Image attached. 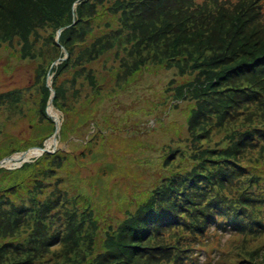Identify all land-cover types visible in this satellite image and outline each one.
Returning a JSON list of instances; mask_svg holds the SVG:
<instances>
[{"label":"trees","instance_id":"trees-1","mask_svg":"<svg viewBox=\"0 0 264 264\" xmlns=\"http://www.w3.org/2000/svg\"><path fill=\"white\" fill-rule=\"evenodd\" d=\"M63 49L68 57L61 61ZM111 54L118 65L106 78L100 67ZM17 65L34 81L0 93V131L20 120L30 98L39 148L55 132L45 112L51 65L64 142L79 128L85 136L91 110L143 68H169L184 81L137 96V107L117 109V101L92 135L70 140L77 153L58 149L0 169V264H197L201 251L204 264H253L250 258L264 255L255 250L264 243V0H0V66L11 75ZM179 101L189 114L185 143L173 151L160 147L159 184L148 195L123 197L117 215L100 204L108 198L103 187L89 204L96 211L77 204L91 196L87 188L70 194L60 187L76 163L94 156L96 138L114 129L120 110L141 125ZM80 102L86 113L76 115ZM13 140H0V159ZM28 142L20 148L34 145ZM172 153L179 159L170 162ZM151 164L144 162V176ZM224 233L231 235L221 245Z\"/></svg>","mask_w":264,"mask_h":264},{"label":"rangeland","instance_id":"rangeland-1","mask_svg":"<svg viewBox=\"0 0 264 264\" xmlns=\"http://www.w3.org/2000/svg\"><path fill=\"white\" fill-rule=\"evenodd\" d=\"M64 51L66 50L63 49V53ZM57 62L58 61H56V64ZM56 64L54 63V65ZM105 64L103 67H100L101 75L103 74L104 77L109 78L112 75L114 67L118 65L117 56L111 54V61L108 64ZM51 67L52 65L50 68ZM50 68L47 72L46 83L47 78H49L48 82L52 87V75L49 74ZM141 71L143 73L139 77L135 76L134 78H131V76L126 78L125 81L121 83L120 87L116 89L114 98L105 101L103 107L100 105V108H97L98 110L96 107L91 110L90 113H92L94 117V121L92 122L101 123L103 117L110 112L117 101H120L119 106H116L117 109L124 106H126V109H128V106L137 107V105H140L137 102V96L143 94L144 97H147L153 90L165 88V84L167 83H172V81H174L175 83H173V85L176 86L181 85L184 81L182 77L175 75V72L169 71V68L160 67L158 65H149ZM129 79L130 81L128 82ZM33 81L34 77L31 76L30 71L26 70V68L17 65L12 74L7 75L0 66V93H5L14 88L22 90L24 88L27 89L32 85ZM163 92H165L164 89ZM28 95H35V93L26 94L25 96ZM49 100L45 108L47 116L49 117V115H53V113L49 111V108L52 107L57 113L55 116H57L60 121L57 143L55 146L56 150L61 149L70 154L77 153L78 147H70V140L81 143L79 138L84 136L83 129L79 128V133L77 132V135L69 134L70 139L67 142H64V140L60 141L61 126L65 118L62 112L54 108L52 102L50 104ZM82 103L86 102L84 101ZM35 104L36 103H34L33 100L28 98L24 103V113H22L20 120L18 119L16 122L11 121L10 123L6 122L7 124L3 125L4 127L3 130L0 131V134L2 133L3 135L6 132L8 135L6 138L3 137L0 140L6 141L14 138L13 142H17V144L13 146L14 148L10 150L7 156L0 159V169L15 170L25 163L35 162L40 156H42L43 153L37 149L39 147L37 146L38 142L34 140V124L30 121L29 117L31 111L29 112L28 108H34ZM175 105L176 107L174 109H167V107L164 106L160 112H157L158 117L155 118V116H150L146 121L141 122V125L134 119L135 115H129L131 117L126 118L124 117L125 111L120 110V112L116 114L118 118L111 122L114 125V129L111 127V129L109 128L104 131V136H101L102 139H100L99 136L96 138L97 140L93 149L94 156L87 158L86 160L83 158L81 162L76 163L71 168V171H68V176L65 175L63 177L64 181L60 184V187L66 189L70 194L79 193L82 189L87 188L85 190L91 196H89V199L86 201H77V204L82 208L87 207L91 210L95 207H93V205H91V207L89 204H95L93 198L95 197V200L97 201L98 196H100L99 192H101L100 187H103L106 191V197L108 196V198H104L100 203L102 206H106L103 207V209H106L108 213L120 215L116 207L122 200H124V198L130 199L131 197L138 196L140 193H142L143 196L148 195L147 193L154 188L156 183L159 184V179L157 177L162 163L157 160V157L160 156L159 154L162 155L160 147L170 144L171 151H173L179 149L185 143V124L189 115L186 111L187 102L179 101L175 103ZM153 106L154 104L151 105L152 109ZM76 110L77 111L74 113L76 115L78 112L82 111L86 113V106L82 105L80 102L77 104ZM50 119L52 120V118ZM94 123L90 124V131L85 133L83 140L94 132V129L92 128ZM2 124L3 123L0 122V129L2 128ZM2 135H0V138ZM52 136L43 142V147L46 145V149L51 151L47 153H54L56 151L54 150ZM26 140L29 141L28 143L34 145L29 148L27 147L25 150L21 149L19 144ZM49 142L50 144L48 145ZM157 149L159 150L157 151ZM3 150L2 146H0V156L2 155ZM31 150H38L40 153L33 155L29 159H26L25 156L20 158L22 153H28ZM172 154L173 155H170V162L173 161V159H179L176 153ZM145 161L153 163V165L151 164L149 166L148 176H144V172H146L147 168V166L144 165ZM111 165H114V167ZM99 167H104L103 172H100L102 179L97 178V170ZM262 172L264 174V167ZM66 176L69 179H67ZM20 208V212L23 215L28 213V209L23 207ZM94 210L96 211V209ZM214 226L215 225L212 227L214 228ZM213 228L210 231H213ZM220 231L221 230H219V232ZM219 234L222 235L221 233ZM224 235L225 236L222 237L221 245L227 242L231 233H224ZM262 238H264V236H262ZM259 239L260 236L256 237V241ZM255 250H259L260 254L263 253L264 243H256ZM199 256L197 264H204L206 253L201 251ZM234 258L235 257H233V259ZM249 262H253V264H264V255H261L258 258H250ZM232 263L236 264L235 259Z\"/></svg>","mask_w":264,"mask_h":264},{"label":"water","instance_id":"water-1","mask_svg":"<svg viewBox=\"0 0 264 264\" xmlns=\"http://www.w3.org/2000/svg\"><path fill=\"white\" fill-rule=\"evenodd\" d=\"M61 31H62V29H59L58 31H57V34H56V41H58V39H59V36H60V33H61ZM67 52L66 51H64V57L61 59V60H64V59H66L67 58ZM55 64H56V62H55ZM57 64H58V62H57ZM56 64V65H57ZM54 65V64H53ZM50 77V76H49ZM48 79L49 78H47V86L49 87V89H50V91H51V98H50V100H49V102H50V104H51V102H52V98L54 97V91H53V89H52V87H51V84H49V82H48ZM49 117L50 118H52V120H53V122H54V124H55V132H54V134H53V136H52V142H53V144H54V150H56V148H55V146H56V143H57V134H58V131H59V118L57 117V116H55V115H49ZM38 150H40L42 153H45V152H51V151H49L48 149H46V145H45V147H43V148H37ZM27 153L25 152V153H22L21 155H20V158H22V157H24L25 155H26Z\"/></svg>","mask_w":264,"mask_h":264},{"label":"bare ground","instance_id":"bare-ground-1","mask_svg":"<svg viewBox=\"0 0 264 264\" xmlns=\"http://www.w3.org/2000/svg\"><path fill=\"white\" fill-rule=\"evenodd\" d=\"M49 111H50L51 113H53V115H57V113L53 110L52 107L49 108ZM58 124H59V126H60V122H59ZM49 144H50V142L48 143V145H49ZM38 153H40V151H38V150H31V151H29V152L25 155V158H26V159H29V158H31L33 155H36V154H38Z\"/></svg>","mask_w":264,"mask_h":264}]
</instances>
